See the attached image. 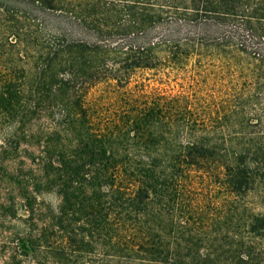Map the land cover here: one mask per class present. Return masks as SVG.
Wrapping results in <instances>:
<instances>
[{
	"label": "trees",
	"instance_id": "trees-1",
	"mask_svg": "<svg viewBox=\"0 0 264 264\" xmlns=\"http://www.w3.org/2000/svg\"><path fill=\"white\" fill-rule=\"evenodd\" d=\"M62 2L0 4L3 219L26 213L0 264H239L237 226H211L264 193V0H127L124 28L21 38L22 12ZM147 70L180 91L133 85Z\"/></svg>",
	"mask_w": 264,
	"mask_h": 264
},
{
	"label": "rangeland",
	"instance_id": "rangeland-1",
	"mask_svg": "<svg viewBox=\"0 0 264 264\" xmlns=\"http://www.w3.org/2000/svg\"><path fill=\"white\" fill-rule=\"evenodd\" d=\"M5 1L6 0H0V4ZM91 1L92 0H63L61 4V7L64 8L63 11L59 9L53 10L51 12L41 10L40 7L34 8L31 5L29 7L31 10L28 8L27 11L21 13L22 15L26 14V17H23L21 23L18 25L20 31L26 34L21 35V38L30 39V42L35 43V36H38L39 33H33V31L36 29V27L38 28L37 24L39 20H44V24L48 26V29L51 32H58L62 34L65 31H69L68 34L70 38L79 37L78 32L82 28V26H79V24H85L87 20H94V26L99 24L102 26L109 25L116 26L117 28H124L127 25V0ZM75 16L77 18H75ZM33 18H39V20L36 19L34 22ZM28 29L32 31L28 32ZM154 73V70H147L139 73L138 75L134 76L133 85L137 84V82H147L150 83L151 86H158L161 90L174 92L180 91V81H176L174 77H156ZM112 85L113 84L105 82L100 83L93 90V94L95 96L100 94H108V92L115 90L114 86ZM121 90H127V86ZM68 121L72 126L74 136H77L78 128L76 127L75 121L72 119V115L68 117ZM18 138L24 142L25 148H32L31 143L33 140L31 136H18ZM2 139L3 138L0 136V146L2 145ZM25 152L26 149L24 153ZM203 184L204 182L197 180L193 184L194 189L198 190L203 188ZM11 191H13L12 186L7 182L0 180V240L4 234H8L9 232H18L26 225L24 221H20V219H18V217H26L25 210L20 209V207L17 210L16 218L10 219L11 216L9 215L10 217L8 216L6 220L3 219L5 214H10L11 211H7L4 208L3 202L5 200L3 198H5V195ZM42 199H44V204L42 207L47 213H49L48 207L50 204L56 206L59 203L57 196L51 193L44 192L42 194ZM241 202L238 204V211L235 214L234 221L231 223L229 220L226 222L224 221L221 223H215L212 224L211 228L214 230L220 226L224 227L236 225L241 236L239 247L241 261L239 264H264V233L260 228V226L264 225V193L261 191H256L252 196L246 197V199ZM251 229L252 233L249 232ZM93 244L94 243L91 242L83 246L82 250L85 252V254H87L86 252H90L88 250L93 249Z\"/></svg>",
	"mask_w": 264,
	"mask_h": 264
}]
</instances>
